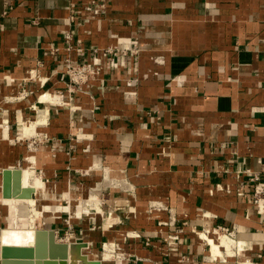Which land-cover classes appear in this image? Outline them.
I'll use <instances>...</instances> for the list:
<instances>
[{
	"label": "crops",
	"instance_id": "obj_1",
	"mask_svg": "<svg viewBox=\"0 0 264 264\" xmlns=\"http://www.w3.org/2000/svg\"><path fill=\"white\" fill-rule=\"evenodd\" d=\"M87 1L12 0L3 14L0 0V212L21 199L3 196L5 168L27 169L29 184L49 187L40 195L84 199L46 203L43 212H88L87 180L104 162L107 178L128 190L107 192L118 204L105 216L50 221L43 228L57 240L88 242L83 252L102 264H264V214L250 180L264 162V0H107L100 16L71 22V5ZM69 28L87 46L128 48L134 38L141 46L135 61L76 90L71 104L59 102L70 98L64 54L48 49ZM165 206L177 225L163 224ZM220 224L238 229L216 257L209 237L218 236L205 239L202 228ZM176 227L180 241L169 244ZM8 232V244L34 239V231ZM111 243L120 256L105 250Z\"/></svg>",
	"mask_w": 264,
	"mask_h": 264
},
{
	"label": "built area",
	"instance_id": "obj_2",
	"mask_svg": "<svg viewBox=\"0 0 264 264\" xmlns=\"http://www.w3.org/2000/svg\"><path fill=\"white\" fill-rule=\"evenodd\" d=\"M5 2L6 8L3 14H7L13 8L12 0H5ZM107 6V0H89L82 4V6H79L74 2L71 5L69 18L71 22L80 18L84 23H88L93 18L103 14ZM38 18V16L35 17L33 22H37ZM129 45L130 47L128 48L118 46V44L104 47L97 45L87 46L83 36L74 33L71 28L66 30L62 44L48 48L52 55L64 54V72L67 78V90L70 98L66 99L64 97L59 102L71 104V100L76 94V90H83L84 87L91 82L101 80L104 77V72L106 70L109 71L125 66L130 58H133L135 61L139 55L141 46L136 38L131 39ZM87 52H90L89 58L86 55ZM79 133L75 134V136H80ZM250 180L254 182L253 202L256 205L257 211L264 214V162L261 169L251 175ZM161 206L163 207L164 205L161 204ZM165 208H167V206H165ZM150 209L152 210V206ZM169 212L171 214V220L168 223L166 221L164 222L165 224L173 225L176 220L174 209L170 207ZM66 220L70 224V220ZM215 228L219 234L222 233L233 238H236L237 236V224H233V226L230 227L220 224L216 225ZM202 229H205V226ZM183 231V227H176V229L167 236V242L169 244H177V242L180 241V234ZM72 237H75V234L73 230H69L66 233L65 238L70 240ZM149 241L150 240L147 242L149 243ZM109 247L112 249V253H119L118 256L122 254H120L121 247L115 243H111Z\"/></svg>",
	"mask_w": 264,
	"mask_h": 264
},
{
	"label": "rangeland",
	"instance_id": "obj_3",
	"mask_svg": "<svg viewBox=\"0 0 264 264\" xmlns=\"http://www.w3.org/2000/svg\"><path fill=\"white\" fill-rule=\"evenodd\" d=\"M76 134L77 131H76ZM36 142H39V140L36 139ZM94 170H97L95 173L96 180H87V186L88 188H86L87 193L91 194L92 196H94V198L89 199L88 202H86L83 207L85 209L88 210L89 212V217L90 218H97L98 216H105L106 213H108V211H110L111 209L115 208V205L118 204V201L115 199H108L107 197V192L112 191V190H120L122 192L128 190L127 189H123L124 186L117 184L115 182H111L110 179L107 178L106 174L107 171L110 175L114 176L112 173V168L104 163V162H98L94 168ZM36 175L41 176L40 173L36 172ZM27 177H28V171L23 170V186H28V187H33L36 189L37 194L34 196H37L36 198H31V199H35L40 203V210L42 212H39V216L37 215L36 218L34 217V220L32 221V206L30 205L29 199H20V200H16V201H4L6 204L3 205V209L0 212V229L2 227L8 228L7 230H5L4 232L1 233L0 235V244H6L7 241H9V239H7L9 236V230H18L20 233L24 232V233H29L28 231L30 229L34 228H43L46 227L48 225H50V221L53 220H57L59 218H61L62 220L65 219H69L70 220V224L74 223L73 221V217H71V213H69L68 211L66 212L67 214L65 215H60V214H64L62 212H56V213H51L49 214L48 212H43L44 211V205L46 203H53L54 205L56 203H54L55 201H57V203H61V204H71L73 205H77L80 204L81 201H83L84 199L82 198H78V197H73L71 196L70 198H67L66 195H63V197H60L59 194L57 193V191H55V194L59 197H57L59 200H54V198H50L47 197L45 195H40L43 192H49V187L48 186H42V187H37L35 185L29 184V182L27 181ZM130 190V189H129ZM52 193V192H51ZM39 194V196H38ZM47 194V193H46ZM49 196H52V194H50ZM68 200L70 202H68ZM92 202H94L96 204V206L92 205ZM107 207V208H106ZM13 209V212H12ZM14 209L16 212V218H18L16 220V222H13V220H11L12 218H14ZM170 207L167 206L166 210L169 213V219L166 220V222L168 223L171 220L170 217V212H169ZM17 210V211H16ZM68 210V208H67ZM150 211V210H149ZM88 217V218H89ZM12 221V222H11ZM31 221V223H30ZM176 221V220H175ZM69 224V222L67 223ZM165 224V222L163 223ZM177 225V221L174 222V224L172 226ZM33 232V231H32ZM222 234V233H220ZM220 236H218L219 238ZM20 240V242H27L26 238L25 239H20V238H11V241H17ZM230 241H227L225 244H230Z\"/></svg>",
	"mask_w": 264,
	"mask_h": 264
},
{
	"label": "water",
	"instance_id": "obj_4",
	"mask_svg": "<svg viewBox=\"0 0 264 264\" xmlns=\"http://www.w3.org/2000/svg\"><path fill=\"white\" fill-rule=\"evenodd\" d=\"M2 192L4 197L28 198L34 188L23 186L21 168H5ZM33 244H2L1 264H102L83 252L89 246L85 241L63 242L57 240L52 228H33Z\"/></svg>",
	"mask_w": 264,
	"mask_h": 264
},
{
	"label": "bare ground",
	"instance_id": "obj_5",
	"mask_svg": "<svg viewBox=\"0 0 264 264\" xmlns=\"http://www.w3.org/2000/svg\"><path fill=\"white\" fill-rule=\"evenodd\" d=\"M40 121V120H39ZM36 126V121H32L31 123H29V124H26L25 125V130L28 132L30 129H32L33 127H35ZM28 178V177H27ZM22 182H23V169H22ZM117 183V182H116ZM119 184V183H118ZM32 187V186H31ZM35 189V188H34ZM33 197V196H32ZM32 197H28V198H21V199H30V198H32ZM93 197V196H92ZM91 197V198H92ZM5 198H11V197H5ZM68 211H70L71 212V214H76L77 216H82V215H85V214H87L88 212L87 211H85V210H82V208H78L77 207V209H72V207H70V206H68ZM39 212H40V209H38L37 208V206H33L32 207V214H31V216H32V221L34 220V217L36 218V216L38 215L39 216ZM88 215V214H87ZM30 223H31V221H30ZM202 232L207 236H204L205 237V239L206 238H208V234H210V233H213V234H215L216 236H220L219 238H218V241H215L212 237H209V240H210V242H209V244H210V249H211V252H212V254H215L216 255V257H221V256H223L222 255V253L220 252L221 251V245H223V244H225L227 241H236V239L235 238H233V237H231V236H229V235H225V234H219V233H217V229L216 228H205V229H202ZM203 237V238H204ZM33 241H34V239L31 241V242H29L30 244H33ZM207 241H208V239H207ZM12 244H21V243H12ZM1 244H0V250H1ZM107 246V245H106ZM110 246V245H109ZM109 246H107V248H106V251L107 252H111L112 251V249L109 247ZM88 254V253H87ZM111 254V253H110ZM225 254H230L229 253V251H227V250H225ZM243 264H248L247 262H244Z\"/></svg>",
	"mask_w": 264,
	"mask_h": 264
}]
</instances>
